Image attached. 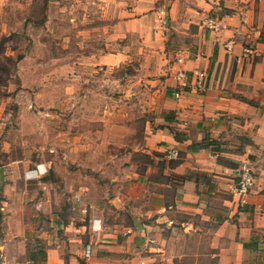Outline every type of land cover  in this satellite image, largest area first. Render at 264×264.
Wrapping results in <instances>:
<instances>
[{
	"label": "crops",
	"instance_id": "0c3cea01",
	"mask_svg": "<svg viewBox=\"0 0 264 264\" xmlns=\"http://www.w3.org/2000/svg\"><path fill=\"white\" fill-rule=\"evenodd\" d=\"M100 7L109 22L105 44L121 42L112 52L92 54L96 64L126 59L129 33L156 56V98L123 125L133 133L123 157L145 154L148 161H130L125 172L109 173L98 193V180L85 183L66 160H43L38 170L46 196H65L72 211L43 204L42 253L20 263L173 264L170 239L155 230V222L177 208L214 222L209 254L218 264H264V0H104ZM210 15L219 19L218 29L205 24ZM179 69L187 77L175 97ZM199 71L205 73L201 88L194 84ZM104 113L105 126L112 127L115 114ZM242 165L254 175L244 206L234 190ZM16 245L13 238L2 243L6 249Z\"/></svg>",
	"mask_w": 264,
	"mask_h": 264
},
{
	"label": "rangeland",
	"instance_id": "374dc122",
	"mask_svg": "<svg viewBox=\"0 0 264 264\" xmlns=\"http://www.w3.org/2000/svg\"><path fill=\"white\" fill-rule=\"evenodd\" d=\"M100 3L104 0L0 4V167L6 183L0 180V264H21L31 253L40 256L41 228L47 225L43 204L55 212L56 206L72 211L65 196H46L38 170L43 160H66L85 183L98 180V193L107 187L109 173L125 172L130 161L142 166L148 161L145 154H131L129 161L123 157L133 134L123 125L136 121L142 106L150 108L156 98L151 71L156 56L141 50L136 34L129 33L126 59L96 64L92 54L112 52L121 42L105 44L109 22ZM180 37L184 41L185 35ZM106 109L115 114L112 127L105 126ZM92 124L95 133L88 131ZM78 143L91 145L73 149ZM166 217L155 222V230L170 239L173 264H218L209 254L208 229L214 222L177 208ZM12 238L17 245L4 248L3 241Z\"/></svg>",
	"mask_w": 264,
	"mask_h": 264
},
{
	"label": "built area",
	"instance_id": "2783aa9c",
	"mask_svg": "<svg viewBox=\"0 0 264 264\" xmlns=\"http://www.w3.org/2000/svg\"><path fill=\"white\" fill-rule=\"evenodd\" d=\"M205 24L212 28V29H218L219 27V19L213 15H210L206 18ZM230 42L228 41L226 45L229 47ZM175 77L177 78L178 86L173 92V95L175 97L182 94V85H184L183 81L186 79L187 74L183 69H179L176 72ZM204 79H205V73L203 71H199L196 73L194 84L201 88L204 85ZM170 154L172 156L178 155V150L175 148H172L170 150ZM254 184V175L252 169L248 165H242L237 170V180L235 182L234 190L238 194V203L240 206H244L247 203V195L250 192V189L252 188ZM82 210H86V205L83 204ZM89 252V249L86 248L84 254L87 256Z\"/></svg>",
	"mask_w": 264,
	"mask_h": 264
},
{
	"label": "water",
	"instance_id": "95a60500",
	"mask_svg": "<svg viewBox=\"0 0 264 264\" xmlns=\"http://www.w3.org/2000/svg\"><path fill=\"white\" fill-rule=\"evenodd\" d=\"M0 180H1V183H3L4 177H3L2 168H0Z\"/></svg>",
	"mask_w": 264,
	"mask_h": 264
}]
</instances>
